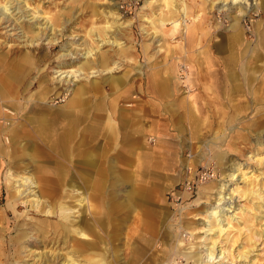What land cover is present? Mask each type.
I'll return each mask as SVG.
<instances>
[{
  "label": "rangeland",
  "instance_id": "374dc122",
  "mask_svg": "<svg viewBox=\"0 0 264 264\" xmlns=\"http://www.w3.org/2000/svg\"><path fill=\"white\" fill-rule=\"evenodd\" d=\"M233 1L0 0L11 13L8 18L0 13V92L8 91L4 80L12 77L17 94L12 104L10 96H0V264H100L101 259L106 264H202L197 259L203 246L215 240L212 234L211 240L202 239L208 213L219 188L235 187L229 175L238 167L243 172L238 193L224 207L233 227L228 231L237 240L234 248H255L246 263L227 264H264V238L256 236L264 231V158L258 161L264 157L263 76L256 69L240 70L227 84L238 91L234 101L194 99L197 117H185V97L201 91L191 79L193 65L212 64L202 62L201 53L211 43L222 52L219 46L234 23L251 42L253 21L264 19L259 9L242 16L239 1ZM86 51H91L87 60ZM190 51L198 54L197 62L188 58ZM81 67L82 73L67 78L71 83H59L66 72L68 77ZM172 77L175 97L169 99L158 82ZM216 85L224 83L219 79ZM80 86L85 123H104L112 115L123 139L139 136L149 149L135 155L144 161L142 169L117 167L119 181L110 174L106 187L104 159L83 167L76 139L70 144L73 166L57 167L47 154L52 134L57 138L65 128L60 112ZM38 107L50 114L47 124L58 126L49 139L29 125L28 110ZM172 108L179 112L171 118ZM34 135L37 142L31 145ZM27 138L25 146L41 153L36 165L24 154ZM60 146L57 155L63 153ZM44 161L48 167L41 165ZM209 164L219 172L218 180L177 200L186 166ZM22 184L27 187L19 188ZM18 189L26 192L17 196ZM34 198L40 201L37 207L28 203ZM61 207L71 209L66 219ZM243 221L251 228L248 234Z\"/></svg>",
  "mask_w": 264,
  "mask_h": 264
},
{
  "label": "bare ground",
  "instance_id": "6f19581e",
  "mask_svg": "<svg viewBox=\"0 0 264 264\" xmlns=\"http://www.w3.org/2000/svg\"><path fill=\"white\" fill-rule=\"evenodd\" d=\"M238 1H241V0H234L233 3H237ZM8 7L9 6H7V4H5V5L0 4V13H1V16L4 18H8L9 15L11 14V13H9ZM249 11L250 10H247V12H249ZM253 11H256V10H253ZM240 13L242 16L244 14L246 15L245 11H241ZM174 26H177V23H174ZM115 44H117L119 46L118 43H115ZM90 55H91V51H86L84 54V58L87 60ZM63 56H65V55H63ZM24 59H25L24 61H28V56L25 55ZM13 72H14V70H13ZM82 72H83V67H81L79 69L77 68L76 70L71 69V74L67 77L68 73L66 72V76L64 77L66 79L60 80L59 83H71L72 79L67 80V78H70L71 75H76V73L80 74ZM59 73H60L59 74V77H60L61 74H63L64 72L60 71ZM91 74H93V73H91ZM15 76H17V73ZM74 78H75V76H74ZM5 84H7V86H8V88H7L8 91H3V93L0 92V94L1 95L9 94L10 96L13 97L14 95L10 91V90H12L10 87L11 85L9 86V84L6 82H5ZM3 89H4V86H3ZM82 91H83V87L80 86L75 91L74 98L71 99L69 101V103L67 104V106H65V108L60 112V114H61L60 117L63 119V126L65 124V128L63 129L62 133L57 136L55 141H51V145H50V149H49L51 152H47V154H48L49 158L54 159L53 163L57 167H59L60 165L65 166V167L66 166H69V167L73 166L75 161L72 160L73 153L70 150V148L72 147L70 144H71V141L73 139H76L75 140L76 141L75 142V148H77V150L79 151L78 152L79 153L78 162L81 163L83 167H86V166L87 167H94L97 164H101L102 162L100 163V161H103V159H104L103 165L105 164L108 167H101L102 170L105 172V174L102 178V181H103L102 185L104 187H106V185L109 183L108 179L110 177V174L113 175V178L111 180H113L114 182H118L117 170L119 168L120 169L121 168L127 169L130 166V160H131V157H133V153H135V150H140V149H142L143 146L139 145V147H135L134 148L135 150H132V151L130 149H127L125 151V154H127V155H124L125 158H123V160H122L121 159L122 155L118 156L119 151L118 152L114 151L116 146L112 147L113 142L109 141L107 143H105V142L100 143V142H98V140L96 141V138L90 139V140L85 139V107L83 105H81L80 103H78L79 100H77L78 98H80V95L82 96ZM41 100H45V98L41 97ZM73 108H75L74 112H72ZM34 109L35 108L28 110V112L31 115V117L28 118L29 125L32 124L33 127L34 126L37 127L38 133L40 134V135L37 134V136H39V137L43 136L42 139H44L46 137H47V139H49L51 136L50 133L53 130H57L56 128L58 126H57V124H54V125L49 124V123L47 124V121L49 120L48 118H50V114L47 113V110L43 109L42 107L36 108L35 111H34ZM50 112H52V111H50ZM38 115H40V116H38ZM50 125H52V126H50ZM108 125H109L108 128L110 129V132H111L109 135L113 139H116V134L113 130L112 124L108 123ZM61 127H62V125H61ZM11 132H12V135H10V136L15 139V137H14L15 135L13 134V131H11ZM59 139L61 141L60 147H63V153L60 155H57L55 153V151L57 148L58 152H59V145H60L58 143ZM137 144H138V142H137ZM22 148H23V151L25 152L24 154L30 159V162L33 163L34 165L38 164L41 160H43L41 157V153H39L36 148L31 150L30 148H27L25 145ZM105 154H109V157L104 158ZM263 158L264 157L258 159V161L261 162L263 160ZM97 161H98V163H97ZM48 162L50 163V161H48ZM46 164H47V161L46 162L44 161L43 163H41V165L48 167L47 166L48 164L47 165ZM140 164H141V161H140V159H138L136 166L140 167ZM117 167H118V169H117ZM235 172H237L236 176L234 174ZM229 177H231L230 182L231 181L233 182V184H231L230 186H235V187L232 189H228V190L224 189L223 187L219 188V190L217 191L218 192V194H217L218 198L216 200L217 204L215 206H212V208H211V210L207 216L206 232H205V236L202 239L204 242H207V241L211 240V238L208 235L212 234V235H214L215 240L211 241V244H208V243L205 244L204 243L205 244L203 246V247H205V249L203 250L204 253H203V255L199 256L197 259V261L202 263V264H227V262H229V261L232 262V261H237V260L239 262L246 263L247 259L249 258V255L254 251L253 249L255 248V246L254 247L252 246L251 249L244 248V246L242 244L239 245L240 247L238 249L234 248V245L237 243V240L234 237V235L232 234V232L228 231V230L233 229V227L230 225V217L231 216H229V217L225 216L226 212L224 211V209H225L224 207H227L229 205V203L234 199L233 196H234L235 192L238 193L239 187L237 186V182H240L241 178L243 177L242 169L240 167H238V169H236L231 175H229ZM27 181H29V180L27 179L26 183H27ZM31 182L32 181L30 179V183ZM27 185H30L29 182L27 183ZM27 185L22 184V185H18V186H19V188L20 187L25 188V187H27ZM25 192H26V190L18 189L15 194L18 196L19 194L22 195ZM31 192H33V190ZM39 202H40L39 199L34 198L31 202L29 201L28 203H31L32 206L36 204L35 206L37 207V204H39ZM108 209L110 210V207H108ZM60 211H61V214L63 215L62 216L63 219H66V216H64V215H69L71 213V209H68V208L65 209L64 207H61ZM47 213L49 214L50 212L48 211ZM106 215H108V213H106ZM67 218H68V216H67ZM239 220H241V219H239ZM241 223L244 224L243 228H245V230L247 231V234H248V231H250L251 228L246 225L247 224L246 221H243ZM223 224L226 226V228H224V229L222 228ZM75 234L77 236H79V238L82 240H84L86 238V235L84 233H82V231L76 230ZM254 235L255 234H253L252 236H254ZM222 236H224L225 238L223 237V242H220L219 240ZM256 236L264 238V231H262L260 234H257ZM239 237L240 236H238V238ZM256 239H255V241H256ZM239 241L240 240H238V242ZM252 241H254V240H252ZM255 241H254V243H256ZM217 243L221 244V247L219 248L218 251H216L217 247H218ZM184 257L188 258L186 256H184ZM192 257H194V256H192ZM192 257H190L189 259H191ZM98 262L100 264H106L104 259H101ZM67 264H73V262L71 260H69L67 262Z\"/></svg>",
  "mask_w": 264,
  "mask_h": 264
},
{
  "label": "crops",
  "instance_id": "0c3cea01",
  "mask_svg": "<svg viewBox=\"0 0 264 264\" xmlns=\"http://www.w3.org/2000/svg\"><path fill=\"white\" fill-rule=\"evenodd\" d=\"M238 7L241 8V11H245L247 14V10L253 11V10H258L259 12L263 11L264 12V4H262L259 0H241L239 1ZM260 21V23L257 25V22ZM237 23H234L232 25L233 32L228 33L225 38V43H222L219 47L222 52H218V46L214 43H211V48L209 51L204 50L201 53L200 59L201 61H211L212 64L210 63L206 64L208 66L207 68L206 65L205 67H198L196 64L193 65L192 71H191V79L194 84H196L198 87L201 88V91L195 95V97L191 96H186L184 101L188 102V109L185 112V117L188 119H194L195 117V112H194V105L191 104V102L194 99H200L202 101L207 100V101H225L227 103L234 101L235 95H236V90L232 89L229 85H227L230 80H233L235 76H237L238 72L241 70L243 73L244 71H250L252 69H256L259 77L263 76L264 78V19H259L255 20L252 23V28H253V34L254 38L251 42L246 41L244 37V32L241 30V28H236ZM238 47H241L240 50ZM237 49V52L235 53L234 50ZM237 55V56H236ZM198 54L195 53V51H190L188 58L193 62L195 61ZM254 71V70H253ZM12 75H16L15 73H12ZM10 75V77L12 76ZM6 78V77H4ZM219 79L224 83V86L220 88L216 83H219ZM12 77L7 79L4 82L8 83L9 86L11 85ZM174 79L172 77V81H166L165 78H161L159 80V85H161V88L168 93L169 99H172V97L175 94V83ZM264 84V83H263ZM12 90H10L13 95L15 96H10L9 94H3L1 96H10V103L12 104V101L16 99V90L10 86ZM83 87V86H81ZM151 85L147 84L146 89L150 91ZM153 87V86H152ZM84 88V87H83ZM78 89V88H77ZM2 91V90H1ZM242 95L241 98H244V89L241 91ZM74 98L71 97V99ZM79 100V98L77 99ZM67 102V104L69 103ZM190 103V104H189ZM13 105H15V102H13ZM16 106V105H15ZM67 106V105H66ZM18 107V105H17ZM72 109V108H71ZM75 111V108H73V111ZM179 112L178 110H172L170 111L171 118L176 117ZM112 115L107 116L106 120H103L104 123H99V124H88L85 123V133H88L89 135L85 137V139H95L98 142H113L112 147L116 146L115 152L119 151V155L121 156V159L125 158L124 155L125 151L127 149L135 150V147H139V145L143 146L142 149L140 150H135V153H133V157H131L130 160V166L128 167L131 169H142L144 167V161L141 160V158H134L135 155L139 152H145L148 151L149 149L147 148V145L143 143V140L139 141L138 139L139 136H135L134 139H123V137L117 132L116 128V123L113 122L112 120ZM197 117V116H196ZM195 117V119H196ZM108 123H111L113 126V130L116 134V139H113L109 134L110 129L108 128ZM88 124V125H87ZM120 135V136H119ZM35 136V135H34ZM50 138L49 142L55 141L56 137ZM28 138L27 140H22L24 142V145L26 142L28 143ZM138 140V141H137ZM37 142V138H33V141L31 143L35 144ZM138 142V144H137ZM126 143V144H125ZM125 144V146H123ZM29 145V143H28ZM126 147V148H125ZM140 159L141 164L140 167H137V160ZM134 165V166H133ZM119 181V180H118ZM130 198V197H129Z\"/></svg>",
  "mask_w": 264,
  "mask_h": 264
},
{
  "label": "built area",
  "instance_id": "2783aa9c",
  "mask_svg": "<svg viewBox=\"0 0 264 264\" xmlns=\"http://www.w3.org/2000/svg\"><path fill=\"white\" fill-rule=\"evenodd\" d=\"M245 26L247 30L250 31L249 25L245 23ZM218 177L219 172L214 165L209 164L207 166H200L196 169L186 166L177 200L180 199L183 194H192L197 189L198 185L217 181Z\"/></svg>",
  "mask_w": 264,
  "mask_h": 264
}]
</instances>
